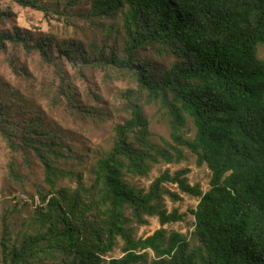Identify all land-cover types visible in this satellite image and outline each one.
Masks as SVG:
<instances>
[{
    "label": "trees",
    "instance_id": "1",
    "mask_svg": "<svg viewBox=\"0 0 264 264\" xmlns=\"http://www.w3.org/2000/svg\"><path fill=\"white\" fill-rule=\"evenodd\" d=\"M15 1L73 25L84 17L104 36L87 48L49 33L0 30V50L11 43L48 63L57 51L78 65L128 73L137 88L124 93L129 116L114 125L111 147L90 163L88 176L58 164L73 157L58 130L33 121L18 130L0 102V135L11 151L40 158L48 186H38L40 203L24 228L14 227L15 205L4 210L0 264H264V0H88L80 11L83 0ZM7 15L0 11V21ZM102 19L112 21L106 27ZM160 57L169 63L157 65ZM10 65L30 75L14 59ZM146 102L168 120L164 146L152 141ZM185 149L211 170L208 191L189 182L187 167L165 170L148 190L126 180L148 176L153 163L186 160ZM16 165L9 163V175L24 186ZM166 183L200 198L191 210L196 242L165 227L186 215L168 209L167 196L183 197ZM151 216L161 227L138 237L134 224ZM119 239L123 255L109 257Z\"/></svg>",
    "mask_w": 264,
    "mask_h": 264
},
{
    "label": "rangeland",
    "instance_id": "2",
    "mask_svg": "<svg viewBox=\"0 0 264 264\" xmlns=\"http://www.w3.org/2000/svg\"><path fill=\"white\" fill-rule=\"evenodd\" d=\"M55 0H44L52 3ZM89 5L83 0L74 10H83ZM0 11L7 16L0 21V30L14 29L28 30L35 36L51 34L56 41L75 39L89 48L94 40L100 41L104 36L102 31L89 24L81 17L75 20L74 25L64 21L58 15H45L40 10L23 7L15 0H0ZM70 11V9H69ZM52 16V17H51ZM112 20L102 19L106 27ZM54 45V43L52 44ZM58 50V49H57ZM53 63H48L37 51L27 52L22 46L8 43L4 50H0V102L5 110L12 115V120L20 123L21 129L29 121L53 127L64 137L66 149H70L71 158H62L58 164L62 168L85 171L99 154L111 147L113 127L129 116L125 105L124 93L131 88L136 89L134 78L113 68H98L75 64L65 56L54 52ZM259 56L264 58V46L259 48ZM14 59L20 66H26L30 75L22 71L15 72L10 61ZM170 59L158 58L157 65H167ZM56 63L58 65H56ZM72 93L71 99L62 93ZM145 114L150 121L152 141L157 146H164L165 140L170 139V128L167 118L158 111L155 103H144ZM1 134V133H0ZM22 131L18 132L21 136ZM188 156L180 163L161 161L153 163L149 175L146 177L127 176V181L137 188L148 190L152 181L162 172L169 169L171 174L183 168H190L188 174L191 184L199 183L204 191L210 189L211 170L207 165L199 166L197 156L185 149ZM15 160L17 169L25 181V185L15 182L9 175V163ZM44 165L34 152L20 150L11 151L5 139L0 135V237L4 210L15 205L18 212L14 213V227L19 230L25 227L30 215L39 205L38 186L44 185ZM64 184L74 185L70 178ZM166 186L178 192L183 198L177 201L167 196L166 205L170 211L177 208L185 213L182 221L168 223V229L178 230L191 236L195 228V217L191 210L195 209L199 197L182 192L176 184L166 183ZM148 223L134 224L138 237H146L161 227L158 217H147ZM121 239L109 257L123 255ZM38 264H55L52 259H45Z\"/></svg>",
    "mask_w": 264,
    "mask_h": 264
}]
</instances>
